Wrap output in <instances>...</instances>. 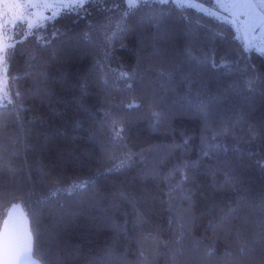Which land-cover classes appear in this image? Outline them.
Listing matches in <instances>:
<instances>
[{"label":"trees","instance_id":"obj_1","mask_svg":"<svg viewBox=\"0 0 264 264\" xmlns=\"http://www.w3.org/2000/svg\"><path fill=\"white\" fill-rule=\"evenodd\" d=\"M126 12L88 0L18 37L0 208L42 264H264V55L193 7Z\"/></svg>","mask_w":264,"mask_h":264},{"label":"snow or ice","instance_id":"obj_2","mask_svg":"<svg viewBox=\"0 0 264 264\" xmlns=\"http://www.w3.org/2000/svg\"><path fill=\"white\" fill-rule=\"evenodd\" d=\"M166 0H160V3H165ZM88 3V0H59L56 4L46 5V4H36V3H19L15 2L7 5L9 9L17 10L13 12L12 17H9L6 13L0 14L4 15L3 23H0V28L4 29V37L5 39L0 42V64H7L9 58L12 53L8 51V49H14L16 47V43H9L8 41L12 39L7 35L8 25L11 24L15 26V23L19 20L21 22H26L29 30L33 28V24L31 21L27 20L24 16V10L26 9H40L47 7H59L62 11H79L85 9V5ZM127 5L126 15L133 12L135 9L141 6V0H125ZM180 7H193V4H180ZM217 9L227 10H239L237 12H231L229 15L232 17L229 20L228 17L223 18V22H230L236 26L237 32L243 31V35L240 37L242 43L245 45V50H261L264 51V0H236V2L231 3H218L216 5ZM207 15L216 16L215 12H207ZM57 14H54L51 18L44 17L45 20L55 19ZM246 17L245 21L239 20V17ZM217 19H220L219 16H216ZM43 24H37L36 27H43ZM257 29L261 30V37L257 38L255 33ZM5 71V75H6ZM127 76L126 73H121V78H125ZM19 96V93L16 94ZM3 99L7 101V103H12L11 96L5 87ZM139 105L130 104L129 107H138ZM112 131L114 134V138L121 139V133L124 131L122 127H119L115 122L113 123ZM215 139V137H213ZM207 155V153H205ZM130 158V157H129ZM126 163L125 161H121V166ZM187 174H184V179L186 180ZM92 183L91 179H85L80 181H74L72 185L69 186L68 191L71 193L73 191H82L89 184ZM29 214L31 213V209H28ZM5 227V242H8L9 239V223L8 220L4 222ZM31 236L32 232L28 233L29 243L25 245L23 248L17 249L15 252L11 253L8 259L5 260L4 264H38L36 260L33 259V250L31 245ZM143 254V253H141ZM211 254V253H209Z\"/></svg>","mask_w":264,"mask_h":264},{"label":"rangeland","instance_id":"obj_3","mask_svg":"<svg viewBox=\"0 0 264 264\" xmlns=\"http://www.w3.org/2000/svg\"><path fill=\"white\" fill-rule=\"evenodd\" d=\"M146 1V0H141V2ZM160 1V0H157ZM166 1H173L177 3L178 5L180 4H193V8L198 9L202 12H215L216 16H219L220 19L223 20L224 17H228L229 20H231V16L229 15L231 12H237L239 10H223V9H217L216 5L218 3H231V2H236V0H166ZM19 2V3H36V4H46V5H51V4H56L59 2V0H0V14L6 13L9 17H12L13 12L17 10H12L7 7V5ZM62 10L59 7H47V8H40V9H26L24 10V16L26 17L27 20L31 21L33 24V28L36 27V25L39 24H45L49 20H45L44 17H49L51 18L54 14H59ZM56 15V16H57ZM4 15H0V23H3L4 20ZM51 20V19H50ZM239 20L245 21L246 17L240 16ZM232 24V23H231ZM235 29L236 26L232 24ZM24 31H29L27 27L26 22H21L17 21L15 23V26L9 24L7 28V35L9 37H12L11 40H9V43H16L18 37L24 33ZM237 31V30H236ZM4 29L0 28V42H2L5 37L3 35ZM238 36L241 37L243 35V31L237 32ZM262 33L260 29H257L255 36L257 38L261 37ZM12 48L8 49L9 52H11ZM255 50V49H254ZM259 53L264 55V51L261 50H256ZM6 71V75H5ZM9 77H8V63L7 64H0V108L5 107V106H11L13 104V98L11 95V91L9 88ZM5 87L7 88L10 96L12 103H7L3 99L4 95V90ZM0 211H2L0 209ZM1 215V212H0Z\"/></svg>","mask_w":264,"mask_h":264},{"label":"flooded vegetation","instance_id":"obj_4","mask_svg":"<svg viewBox=\"0 0 264 264\" xmlns=\"http://www.w3.org/2000/svg\"><path fill=\"white\" fill-rule=\"evenodd\" d=\"M15 206H17L19 210H22L25 213V215H27L25 210L18 205H14L8 208L6 207L0 208L2 210L0 211L1 212V215H0V264H4L5 260L8 259L9 255L13 253V250L11 248L13 246L12 242L14 243V240H11L10 238H13L12 236L15 234L18 236H20V234L21 235L25 234L24 219H22L23 215L21 212L19 213L18 218L14 217L16 220L14 221L12 226L9 228V239L7 243L5 242L4 222L5 220H7L10 210ZM19 248L20 246H18V249Z\"/></svg>","mask_w":264,"mask_h":264},{"label":"water","instance_id":"obj_5","mask_svg":"<svg viewBox=\"0 0 264 264\" xmlns=\"http://www.w3.org/2000/svg\"><path fill=\"white\" fill-rule=\"evenodd\" d=\"M22 212V219H24V229H25V234L18 236V235H13V238H10L11 240H14V243L12 242V250L13 252H15L18 249V246H20V248H23L25 245H27L29 243V238H28V233L31 231V227H30V222L29 219L27 217V215H25V213L22 210H19V208H17V206L13 207L10 210V213L8 215V223H9V228L12 226V224L14 223V221L16 220L14 217L18 218L19 213ZM4 231H5V227H4ZM31 245H32V250L34 251V238H33V234L31 236ZM33 259L36 260L38 262V264H42L40 260L36 259L34 257V253H33Z\"/></svg>","mask_w":264,"mask_h":264}]
</instances>
